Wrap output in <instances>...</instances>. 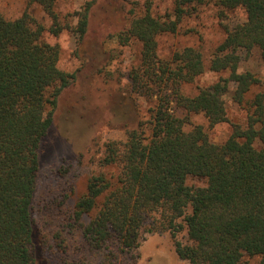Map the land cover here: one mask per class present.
Segmentation results:
<instances>
[{
	"label": "trees",
	"instance_id": "trees-1",
	"mask_svg": "<svg viewBox=\"0 0 264 264\" xmlns=\"http://www.w3.org/2000/svg\"><path fill=\"white\" fill-rule=\"evenodd\" d=\"M58 1L29 0L52 19L55 36L65 28ZM174 2L173 18L155 17L146 8L117 35L122 44H140L128 77L134 93L154 100L153 107L125 142L105 143L101 172L74 201L72 218L91 247L104 253L101 264H120L145 233H174L180 219L189 243L177 241L176 252L188 264H249L246 257L255 256L264 264V91L253 94L262 80L241 70L254 51L264 57V0L216 1L223 13L243 8L246 18L222 24L226 36L209 66L220 77L195 96L183 86L207 71L202 53L187 47L162 59L159 38L176 34L183 18L208 0ZM93 4L75 13L80 42ZM45 31L28 10L15 20L0 16V264H76L67 260L60 236L44 232L35 216L41 143L61 93L75 78L59 68L60 48L44 41ZM230 87L246 110L244 126L233 125L223 143L211 141L202 126L186 129L192 114H203L210 127L228 122ZM189 177L206 185L189 186Z\"/></svg>",
	"mask_w": 264,
	"mask_h": 264
},
{
	"label": "rangeland",
	"instance_id": "rangeland-1",
	"mask_svg": "<svg viewBox=\"0 0 264 264\" xmlns=\"http://www.w3.org/2000/svg\"><path fill=\"white\" fill-rule=\"evenodd\" d=\"M91 1L94 4L88 30L80 42L73 31L78 23L75 13ZM216 1L208 0L194 14L183 18L176 34L159 38L158 54L162 59L187 47L202 53L207 71L194 84L183 86V92L189 96H195L200 87L220 77L209 66L226 36L222 24L234 26L246 18L243 8L223 13ZM146 8L155 17H172L175 2L59 0L56 12L65 28L55 36L49 31L52 19L39 6L30 5L29 0H0V16L7 20H15L28 10L45 27L44 41L60 48L59 68L75 74L59 97L53 125L41 143V170L34 206L42 230L54 239L60 236L66 244L67 260L76 264H101L104 253L91 247L82 230L76 227L72 218L74 201L86 193L89 178L101 172L98 161L105 143L125 142L129 130L150 119L154 100L134 93L128 77L138 64L141 46L136 41L125 45L117 39L130 26L134 14H142ZM241 70L251 71L262 80V86L255 88L253 94L264 91V57L260 51H254L242 63ZM232 90L230 87L225 96L228 122L210 127L203 114H192L186 129L202 126L211 141L223 143L230 137L233 125L244 126L246 110L234 102ZM179 115L184 117L181 112ZM187 184L203 187L206 182L189 177ZM177 225L174 233L170 230L145 233L141 246L125 255L120 264H188L179 258L175 246L177 241L189 243L187 225L183 219ZM246 260L249 264H260L257 256Z\"/></svg>",
	"mask_w": 264,
	"mask_h": 264
}]
</instances>
